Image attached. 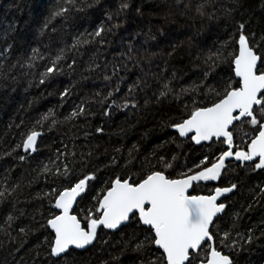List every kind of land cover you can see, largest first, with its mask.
Masks as SVG:
<instances>
[{"label": "snow or ice", "instance_id": "6c2138e0", "mask_svg": "<svg viewBox=\"0 0 264 264\" xmlns=\"http://www.w3.org/2000/svg\"><path fill=\"white\" fill-rule=\"evenodd\" d=\"M100 4L101 0H54L40 35L46 31L57 33L58 25H71L76 29L71 43L57 46L58 42L52 40L44 45V52L32 48L30 54L19 55H14L11 43L0 47V83L15 81L18 74L46 85L83 66L90 74L103 73L107 88L94 92L90 98H81L67 113L49 109L31 128L21 132V140L4 154L18 164L36 161V167L31 169L30 178L23 173L13 178L17 165L0 173V250L8 252L12 264H28L22 253L28 238L37 231L33 227L36 224L45 235L32 264H84L82 252L97 243L109 245L108 240H101V232L122 234L121 252L137 253L136 264H238L241 251L264 239V218L241 232V216L236 212L231 225L223 227L228 209L225 201L229 200L226 194L238 192L241 185L229 181L227 186H216L208 194L197 189L201 183L218 182L230 168L264 172V32L258 35L250 29V22L243 15L236 19L242 8L239 0H230L228 7L221 0H163L157 8L165 21H216L221 13L234 21L235 31L229 39L197 54V61L204 66L196 73L198 79L182 82L185 70H170L166 60L163 65L156 63L162 53L151 50L154 45L150 41L156 37L150 27L146 32L121 35L118 44L109 39L128 18L130 0H118L114 10L103 12L102 20L97 17L99 23L92 21L91 30L80 31L76 21L90 15L89 9L98 10ZM136 11L143 15L139 8ZM9 30L14 31L13 26ZM170 47L168 56L175 54L177 45ZM129 75L134 77L130 83L126 79ZM125 84L127 90L122 91ZM29 85L32 86V80ZM72 87L74 84L60 92L59 107L73 95ZM181 97H187L182 117L169 126L180 138L196 145L204 146L202 142H207L209 148L217 143L225 147L191 167L185 165L179 173L176 168L181 166L175 163L176 156L171 160L159 156L155 164L147 161V170L142 165L137 178L116 175L115 170L121 168L117 155H111L101 168L97 166L96 149L89 146L91 140L88 144L77 143L80 130L94 115L95 105L102 109L100 115L111 118L116 111H138L141 100L147 107L175 102ZM17 127H23V121ZM245 127L248 131L240 135ZM44 128L48 132L66 129L67 137V142L60 139L61 147L46 160L37 159L38 138L43 135L37 129ZM103 135L102 124L84 131L86 140ZM113 151L119 153L121 149ZM132 163L130 158L123 167L127 169ZM104 169L111 170L113 176L96 191L94 182L101 180L99 174ZM41 180L49 190L41 189L31 200L41 201V208L46 201L48 208L47 214L36 209L37 219V215L26 210L31 200L26 197L21 201L20 197L25 195L26 188ZM250 195L251 201L242 206L245 213L264 204V183L252 188ZM21 203L25 207H18ZM29 216L28 223L22 222V218ZM41 248L46 253L43 260L39 259Z\"/></svg>", "mask_w": 264, "mask_h": 264}, {"label": "trees", "instance_id": "16d2710c", "mask_svg": "<svg viewBox=\"0 0 264 264\" xmlns=\"http://www.w3.org/2000/svg\"><path fill=\"white\" fill-rule=\"evenodd\" d=\"M130 2L132 7L128 18L122 24L119 32L109 39L115 40L118 44L121 35L141 30L146 32L150 27L152 34L156 37L154 41H150L154 45L151 50L162 53L156 63L163 65V61L166 60L169 62L170 70H185L182 82L198 79L196 73L204 67L197 61L198 53L207 52L214 44L229 39V36L235 31L234 21L228 20L222 13L216 21L205 20L186 24L182 18L165 21L163 14L157 8L163 0H130ZM239 2L242 4V8L237 13L236 19H240V16L243 15L244 19L250 22L248 25L250 29L258 35L264 32V0H239ZM53 3L54 0H0V47L11 43L14 55H19L22 52L30 54L32 48H38L44 52V45L49 44L52 40L58 42L57 46L71 43V36L76 31L71 25L63 27L58 25L57 33L49 34L46 31L45 35H40L44 19ZM109 3L112 5L111 8H109ZM221 3L224 7L230 6V0H221ZM116 4H118V0H101V4L97 6L98 10L89 9L91 14L76 21V27L80 31L85 28L91 30L94 26L92 21L96 20L99 23V20L103 19V12L106 9L114 10ZM137 8L143 13L142 16L136 11ZM10 25L13 26L14 31L9 30ZM172 44L177 45V48L174 55L168 56L166 52L171 51ZM40 70L42 71L43 68L41 67ZM217 71L219 70L217 69ZM81 73H83V78ZM126 79L130 83L134 77L129 75ZM29 80H32V86L29 85ZM73 84V95L66 99L63 107H59L61 105L60 92ZM121 87L122 91L127 90L126 84ZM100 90L107 91L103 73L90 74L83 70V66H78L73 74L57 76L46 85H38L32 77L19 76L18 74L15 81L8 80L0 83V173L6 168L17 165L13 178L18 177L21 173L26 178H30L31 169L36 167V161L18 164L12 157L4 155L21 140V132L31 128L49 109L57 108L58 111L67 113L80 102L81 98H90L94 92ZM185 100L187 97H181L175 102L164 101L160 105L149 104L147 107L141 100V107L138 111H116L111 118L100 115L102 109L99 105H95L92 108L94 115L88 118L87 125L80 130V140L77 143L88 144L91 140L89 146L96 149V155L99 157L97 166L101 168L111 155H117L120 158L121 168L115 170L116 175H131L133 178H137L142 165L144 170H147V161L151 160L155 164L159 156H164L167 160L176 156L175 163L181 166L176 168V173H179L185 170V165L191 167L193 164L199 163L204 156L211 157L212 154H218L219 150L225 147L218 143L211 148L207 147V144L196 145L190 140L180 138L178 133L169 126L174 121L181 119ZM22 121L23 127H17ZM80 123H84V121H80ZM101 124L104 127L103 136L84 139V131H91ZM37 130L43 132L42 137L38 140L40 153L37 159L46 160L52 152H55L56 148L61 147L60 139L63 138L67 142V137L64 136L66 129L53 132H48L46 128ZM247 131L246 127L241 129L240 135ZM115 148H120L121 151L114 153ZM129 150H132L131 157ZM130 158L133 159V163L125 169L124 162ZM99 175L101 180L94 182L96 191L104 186V180L113 176V172L104 169ZM229 181L236 182L241 187L238 192L228 196L229 200L225 201L228 204V209L227 215L224 217L226 223H223L222 226L229 227L232 223V214L239 212L241 216L238 222L239 230L244 232L264 218V204L255 206L248 213H245L242 208V206L246 207L252 199L250 190L257 184L264 183V172L260 170L246 172L243 168H236L235 171H232L230 168L218 182L201 183L197 191L201 194H208L216 186H227ZM25 183H27V179H25ZM41 189L49 190L43 180L26 188L25 195L20 197L21 201H24L26 197L31 200V196H35ZM18 207H25V204L21 203ZM38 208L47 214L48 204L46 201L43 202L41 208V201L31 200L26 210L30 214L37 215V219H39V214L35 211ZM29 220L30 216L22 218L24 223H28ZM33 227L37 231L28 238L26 250L22 253L28 260V264H32L37 246L44 240L45 235L43 230L39 229V225L34 224ZM100 235L101 240L110 242L109 245L97 243L87 252H82L81 258L84 264H105V262L107 264H136L137 253L131 250L121 252L122 234L109 233L105 235L101 232ZM258 235L259 232H257ZM45 255L46 253L41 248L39 259L43 260ZM113 257L117 259L114 260ZM237 260L238 264H264V239L256 240L247 250L241 251ZM0 264H12V257L6 250H0Z\"/></svg>", "mask_w": 264, "mask_h": 264}, {"label": "water", "instance_id": "95a60500", "mask_svg": "<svg viewBox=\"0 0 264 264\" xmlns=\"http://www.w3.org/2000/svg\"><path fill=\"white\" fill-rule=\"evenodd\" d=\"M38 140H39V138H38ZM202 144H207V142H202ZM232 193H230V194H226L227 196H230ZM223 199V198H222Z\"/></svg>", "mask_w": 264, "mask_h": 264}]
</instances>
